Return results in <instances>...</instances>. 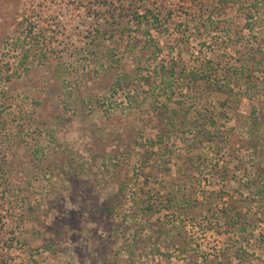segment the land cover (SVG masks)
I'll use <instances>...</instances> for the list:
<instances>
[{
    "label": "rangeland",
    "instance_id": "rangeland-1",
    "mask_svg": "<svg viewBox=\"0 0 264 264\" xmlns=\"http://www.w3.org/2000/svg\"><path fill=\"white\" fill-rule=\"evenodd\" d=\"M0 264H264V0H0Z\"/></svg>",
    "mask_w": 264,
    "mask_h": 264
}]
</instances>
